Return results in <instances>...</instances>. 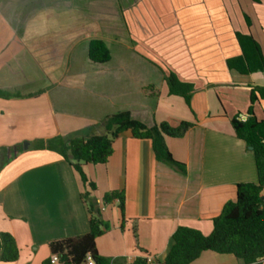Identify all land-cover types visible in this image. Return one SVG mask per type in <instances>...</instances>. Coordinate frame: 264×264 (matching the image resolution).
I'll list each match as a JSON object with an SVG mask.
<instances>
[{"label": "crops", "instance_id": "0c3cea01", "mask_svg": "<svg viewBox=\"0 0 264 264\" xmlns=\"http://www.w3.org/2000/svg\"><path fill=\"white\" fill-rule=\"evenodd\" d=\"M3 1L0 88L20 97L0 99V163L7 158L4 148L24 142L28 148L0 171V232L13 235L20 250L17 262L0 264H42L50 257V242L89 232L80 176L60 155L33 143L89 127L103 133V119L118 112L129 111L147 126L165 121L194 126L183 138L166 140L187 175L158 162L151 141L130 132L114 142L107 164L83 168L97 186L93 197L109 225L96 240L100 255L163 260L179 226L211 234L212 220L236 201L237 185L258 182L254 152L236 137L231 120L248 116L250 86L263 87L264 73L241 75L227 61L242 53L237 33L251 34L264 53V0H81L82 6L68 0L65 24L47 32L19 27L26 8L14 16L8 12L12 0ZM93 4L112 8L100 19L111 42L104 35L93 38L105 41L111 60L98 64L94 80L73 72V39L79 35L74 25L88 24ZM43 37L52 40L45 45ZM29 59L49 72L45 89L22 91L21 67ZM169 72L195 86L191 106L170 95ZM254 114L264 119V100ZM112 191L126 195L123 229L118 203L103 204ZM192 264L244 262L207 251Z\"/></svg>", "mask_w": 264, "mask_h": 264}, {"label": "trees", "instance_id": "16d2710c", "mask_svg": "<svg viewBox=\"0 0 264 264\" xmlns=\"http://www.w3.org/2000/svg\"><path fill=\"white\" fill-rule=\"evenodd\" d=\"M248 26L250 21L246 17ZM241 55L227 61L228 67L241 75L257 72L264 73V53L260 43L251 35L237 33ZM88 58L94 64H105L111 60L110 50L101 39H92L89 43ZM170 95L184 98L191 106L196 92L193 84L183 82L175 73L165 75ZM248 116L246 120L234 117L231 124L236 137L247 144L254 152L258 175L257 183L237 185L236 201L225 204L222 213L212 220L213 231L205 235L202 231L188 226H179L173 234L174 244L163 260L150 261L149 256H141L133 262L124 258L111 259L100 255L96 240L101 237L109 225L103 220L101 204L93 197L97 190L95 182L85 172L86 165H104L114 153V142L125 132L133 138L149 140L158 162L174 171L187 175V167L177 161L168 145L167 138H183L194 126L193 123L180 121L174 125L165 121L153 126L134 119L131 112L122 111L106 116L100 124L103 133L94 132L93 127L79 130L67 136H57L37 140L33 147L37 150H49L57 153L80 176L87 189L81 194L89 216V232L85 235L64 238L50 242V257L42 264H52V257L57 256L62 264H84L86 256L91 254L96 264H192L202 253L211 251L221 255H233L244 264H262L264 261V119L258 120L254 106L264 100V86H250ZM20 97L0 88V99L9 100ZM24 150L22 144L4 148L7 158L0 163L2 167ZM118 203L122 216V229L126 222L124 191H112L103 197V204ZM20 258V250L15 238L10 233L0 232V262L15 263Z\"/></svg>", "mask_w": 264, "mask_h": 264}, {"label": "rangeland", "instance_id": "374dc122", "mask_svg": "<svg viewBox=\"0 0 264 264\" xmlns=\"http://www.w3.org/2000/svg\"><path fill=\"white\" fill-rule=\"evenodd\" d=\"M16 1L17 0H12V5H8V12H12L14 15L17 12L16 10H19L21 8V11L24 14V8H26L27 15L24 16V20H22L19 24V27H21L22 29L27 28L29 30H41L42 32H47L51 30L55 24L57 26H59V24L61 26L62 24L64 25V20L66 19V17H68L67 15L64 16V13H68V7L65 5V2H67L68 0H33L35 2V6L30 5V2H33L32 0H18V4L16 3ZM3 2V0H0V17L2 15ZM78 3L82 6L83 2H81V0H78ZM4 8L7 7L5 6ZM111 12V6L105 4H93L89 6L90 21L88 22V24L80 23L79 21H77L76 23L74 22V26L76 27L74 29H76L77 33L76 35L79 34L76 39H73V64L76 68V70L73 71L74 74H76L77 72L79 76H83L92 80L96 79V77L98 76L96 74V71L101 66L94 63L92 64L90 62L86 54V46L91 39L103 35L108 38L109 42H111V32H109V35L104 32L107 23L103 20H100L102 17H104L102 15L107 13L109 14ZM57 14H60L59 19L56 18L58 16ZM9 17H11V15ZM58 20L61 22H59ZM13 24L14 26L17 25L18 27V23L15 22ZM81 32L82 35L80 36ZM41 40H43L42 42H45L46 45V43L49 40H52V38L50 39L43 37ZM42 46H44V44ZM30 60L31 59H29L25 63L22 61V72L20 78L21 84L24 85L22 88L23 92L45 89L49 86L51 78L48 74L49 72H47L46 70L44 71L41 66L38 67L36 63ZM74 97L77 100L80 99L78 94L74 95ZM22 145L25 146V142Z\"/></svg>", "mask_w": 264, "mask_h": 264}, {"label": "built area", "instance_id": "2783aa9c", "mask_svg": "<svg viewBox=\"0 0 264 264\" xmlns=\"http://www.w3.org/2000/svg\"><path fill=\"white\" fill-rule=\"evenodd\" d=\"M52 264H62V263H60V261H59L57 256H53L52 257ZM84 264H96V262L94 261V259H93L91 254H88L86 256Z\"/></svg>", "mask_w": 264, "mask_h": 264}, {"label": "water", "instance_id": "95a60500", "mask_svg": "<svg viewBox=\"0 0 264 264\" xmlns=\"http://www.w3.org/2000/svg\"><path fill=\"white\" fill-rule=\"evenodd\" d=\"M246 118L247 117H244V118H242V120H246ZM28 148V143L27 142H25V146H24V149H27ZM251 149V148H250Z\"/></svg>", "mask_w": 264, "mask_h": 264}]
</instances>
